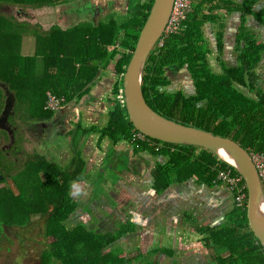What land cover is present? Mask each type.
<instances>
[{"label": "trees", "instance_id": "1", "mask_svg": "<svg viewBox=\"0 0 264 264\" xmlns=\"http://www.w3.org/2000/svg\"><path fill=\"white\" fill-rule=\"evenodd\" d=\"M55 1L0 0V15L9 11L11 5L40 8L54 6ZM152 1L145 0L142 3L137 0L134 9H130L132 0H129L125 14L106 15L98 21H84L62 31L59 27H53L49 37L43 38L36 31L29 30L28 33L34 36L37 44L35 55L30 56L19 53L18 34L14 31L7 33L11 27L23 28L24 23H12L5 16L0 17V79L11 92L16 104L28 102L26 119L42 120L49 117L51 113L42 109L46 90H52L56 96H63L66 101H79L88 93L98 71L110 62L114 63L113 72L118 76L112 93L117 95L121 89L124 68ZM256 2L257 0H242L239 5L234 0H190L189 10L179 31L162 38L161 44L156 45L148 56L141 90L146 104L163 117L227 137L249 153L264 154V92L256 85L258 77L254 71L263 45L257 43L244 26L247 16H252L255 21L264 25V5L260 10L254 11L252 6ZM77 9L84 10L82 7ZM233 12L241 13L236 39L239 51L237 64L233 68H225L220 62L222 72L214 73L207 60L211 49L203 35V28L208 25L214 30L216 27V51L220 53L223 21ZM8 39L12 40V47L9 46ZM182 67L189 73V84L193 88V94L188 98L180 91L171 93L161 88L168 84L169 74ZM47 70L54 71L46 73ZM111 103L106 127L101 132L111 141L128 140L135 130L127 119L124 106L116 99ZM93 129H83L78 123L75 126L78 136H86ZM147 140L153 145L136 146L140 149L148 147L153 154L167 160L156 163L153 170V186L156 191L173 183L185 182L191 177L204 182L208 188L225 189L229 185L217 180L219 171H229L230 177L240 176L205 149L167 144L148 137ZM156 145L160 147L157 149ZM4 159L5 155L0 150V182L9 176L7 170L10 164ZM36 163L40 164L39 167L31 168ZM75 163L74 169L63 171L57 169V165L46 162L43 156L35 155V159L27 160L25 165L30 166L23 181L28 188L19 185L17 178L13 180L10 177V186L16 187L18 191L14 193L10 186L0 189V241L12 233L18 245V254L11 263L16 264L27 256L31 247L27 240L31 238L36 242L32 236L28 237L27 232L34 226L30 216L37 212L41 236L45 241L43 245L42 242L37 243L41 247L35 254L34 264H156L153 257L161 251L166 253L162 247L145 252L137 248L131 252L136 253L132 259L119 256L123 252L121 247H111L126 234L134 232L133 222L120 223L117 226L120 227L119 230L116 228L102 233L92 225L95 222L83 218L88 213V205L78 207V201L68 195L71 184L81 182L85 177L83 161L78 157ZM42 168L46 178L44 183L36 177L38 170ZM50 169L52 173L48 171ZM94 188L88 201L94 198L97 189L107 193L103 186ZM242 192L245 194L246 190L243 189ZM236 194L237 191H234L233 196ZM246 195L247 193L242 206L232 202L220 224L199 226L197 232L204 236L202 242L207 250L205 254L209 264H264V250L247 226ZM77 208L80 210L77 211ZM122 224L125 226L122 227ZM128 226L132 228L130 232H126Z\"/></svg>", "mask_w": 264, "mask_h": 264}, {"label": "crops", "instance_id": "2", "mask_svg": "<svg viewBox=\"0 0 264 264\" xmlns=\"http://www.w3.org/2000/svg\"><path fill=\"white\" fill-rule=\"evenodd\" d=\"M258 1L259 0H257V2ZM260 1L264 3V0ZM252 9L256 11L253 6ZM240 15H237L239 23L236 24V28L234 30L228 28L227 25L224 26L221 38L220 54L223 55L222 62H226L227 60H229L228 62L232 63L233 67L237 64V55L239 51L237 49V44L235 43V54L232 58L231 50L234 46V43L229 42L228 40L231 32H233V40L234 42H236V39L238 37L237 34L240 28ZM248 17L251 18V26H245L247 20L244 26L253 36V31L256 27L254 24H258L257 26L262 29V39H257L256 37L253 38H255L257 43L262 44L264 47V25H261L260 22L255 21L252 16H247V19ZM233 20H235V17L233 18ZM208 30H210L209 36H211V33L213 34V40L211 41L210 39L211 47H213L212 43L215 42L216 37V35H214L215 30ZM27 35L28 38H26V40H24V36L20 40L21 49L19 50V53L22 56L32 55L31 52H26L24 48L27 44L26 42H28L30 38H33L30 33H28ZM31 40L35 43L34 38ZM262 55L264 58V49L256 66L254 67V71L256 70V67ZM207 57H209V55ZM216 59L217 57H215V60ZM99 71L97 75L99 74ZM113 74L115 75V81L118 80V76L114 72ZM97 75L94 78L95 81L93 82V85H90V87L88 88V93L84 94L77 102L74 101V99L68 100L69 102L67 104V107H69V109L65 111V114L67 115L65 116L64 113L62 114V119L65 118L63 120L64 125H66V123L70 124V122H68L70 120L69 115L70 113H73L75 114L77 123L81 125L83 129H94L90 133L88 132L86 136L80 135L78 140L79 145H77L76 147H74L72 142H70L69 140H65V143L61 145L64 149V152L63 154H61L62 157H60H64L63 160H65H62L60 163L61 165L58 166L61 169L66 166H68L69 170L74 169L76 166L75 161L78 160L79 157V159L83 161V173L84 175H87V177L85 176L84 180L81 181L85 186L84 188L89 189L91 193L94 186H96L99 182L100 187L104 186L105 188L107 187L109 189L110 186H112V189L107 191L104 188V190L108 192V196L111 202L100 200L91 205L90 201L85 203L89 207L88 213L86 214L87 220L91 221L92 218L96 219V216L93 213L96 210L97 213H99V211H102L99 216L102 218L104 225L114 220L112 222L113 226H111L110 231H113L115 229L116 224L124 223L126 221L133 222L136 228L133 233H136L138 239L142 237L144 241L146 239L148 241H151L149 249L140 247V250L143 251L144 249L145 251H147L156 247H162L166 251V253H171L170 256L163 251L156 254L153 257V260L156 261V264H172L173 261H176V264H207V261H205L203 257H201V255L203 254H201L202 251H200V253L197 252L195 254V257L191 258L192 260H186V258L188 257L184 256L183 253L187 250L190 251L192 246L203 243L202 238L204 236L200 235L197 230L199 228V224L205 226V224L203 223L208 219H205L206 213H209V217L211 220L208 222L212 223L213 220L218 221L216 223H212L214 225L206 226H216L220 224V222H222L224 214L228 212L226 210L230 209L228 207L230 199H228L227 196L229 195V193L225 190V195L223 193L224 191H222L221 189L217 191H209L208 189H218L219 187L208 188L204 182L198 181L196 177H191L185 182L173 183L166 188L156 191L153 186V170L156 167V163L165 162L167 160L157 154H153L148 147L140 149L138 146L134 145L130 141V139H121L118 142H115L111 141L106 135L101 132V129L106 127L107 119L104 123H101L102 120H104L103 113L100 111L101 104L98 105V107L94 106V104H96L98 100V96L94 95V93L97 94L95 90L93 91L94 93L91 90L94 86L98 87V90L101 91L108 84L105 83L103 85L104 87L101 84H99V86H95L98 81L97 78H99L101 74L98 76ZM257 77L259 80L260 76ZM261 79L264 82V79L262 77ZM115 81L111 83V93H113V86L114 83H116ZM47 91H45V93ZM11 97L12 99H14L12 95ZM65 102L67 101L65 100ZM94 108H97V110ZM32 121L35 122V120ZM75 133V128L71 130H63L62 133L55 135V140H58V136H65L66 138L68 134L70 135ZM61 146H59V148ZM69 147L70 149L72 147V152L70 151ZM45 161L48 162L46 159ZM95 171H97L98 175H100V179L97 178L96 185L92 184L91 179L89 178L90 175H95ZM104 175L111 182L107 179L106 183L104 182L105 179L100 181L101 177ZM87 180L90 183H87ZM78 183L80 182H77V184ZM123 198L129 201H137L139 204L138 208L137 210H134L132 212L126 210L124 211L123 215L120 214V216L116 217L115 215H112V213L115 212L117 215L122 212L124 207L118 206L117 202L122 201ZM223 199L225 206L221 205ZM112 202H114V204L116 205L112 204ZM111 205L113 206L111 207ZM143 218L147 221L145 222ZM108 220H110V222H108ZM141 221L145 222V225L143 227H141ZM102 225L98 228H101ZM108 225H111V223ZM107 231L109 230L104 231V233ZM194 248H196V246ZM197 248L201 250L202 246L200 245ZM195 251H190V256L191 254H194ZM185 260L188 262L185 263Z\"/></svg>", "mask_w": 264, "mask_h": 264}, {"label": "rangeland", "instance_id": "3", "mask_svg": "<svg viewBox=\"0 0 264 264\" xmlns=\"http://www.w3.org/2000/svg\"><path fill=\"white\" fill-rule=\"evenodd\" d=\"M62 1L63 0H61V1L56 0L55 1L56 4L54 6H44V7H40V8H31V7H22V6H18V5H11L10 9H8L9 11L3 13L2 16L3 17L5 16L7 19L11 20L12 23L13 22L14 23H24L25 26L23 28L11 27V29L8 30L10 32H7V33H13V31L16 32L18 34V36L20 37V40L22 39L23 36H24V40H26V38H28L27 34H28L29 30L36 31L37 34L43 38L49 37V35L53 32L52 31L53 27H59V29L62 31V30L71 29L74 26H76L78 23H81L84 21H94V22L98 21L101 17L103 18V16L106 13H108V11H106V8L103 10L101 9V6H103V5H106L107 10H110L111 13H117V14L122 13V14H124V8H125V3H126V0H68V2H62ZM88 1L91 2L93 7L97 8L95 15H93L92 10L90 11L89 7L86 6L87 5L86 3ZM141 1H142V3L145 2V0H141ZM236 1L235 2L238 3L239 5L241 4V0H236ZM136 3H137V0H132V2L130 4V9H134ZM263 4L264 3L259 0L258 2H256V4L253 5V7L257 11V10H259V8H261V6H263ZM80 7H82L84 9L83 10L84 12L77 9ZM23 13H24V15H23ZM122 14H120V15H122ZM237 15H240V12L230 13L229 16H227L226 19L223 21L224 26L227 25L228 28L234 30L236 28V24L239 23ZM2 16L0 15V17H2ZM232 17L233 18L235 17V20H233ZM115 19L118 20V18H115ZM250 20H251V18L248 17L245 26L246 25L251 26ZM254 25L256 27L254 28L253 36L256 37L257 39H259V38L262 39V37H261L262 29L259 28V26H257L258 24H254ZM208 29H210L208 27V25H206L203 28V35H204V37L205 36L207 37V38L206 37L205 38L207 39L208 45L210 46V49L212 51V54L209 55V57H207V60H208V63L210 65V68L215 73H218L220 71V67L218 65H219L220 61L223 60V55L220 53H219V55L215 53V52H217L215 50V42L212 43L213 47H211L210 39H211V41L213 40V34L211 33V36H209L210 30H208ZM214 30H215L214 33H218V30L216 29V27ZM225 33H226V31H225ZM226 35H227V33H226ZM32 37L34 38L33 35H32ZM33 38H30V40L28 42H26L27 44L25 43L26 45L24 48H25L26 52H31V53L33 52L32 54L35 55L34 48H35V45H37V44H36V42L34 43L31 40ZM233 39H234L233 32H231V35H230L228 41L234 43V46L231 50L232 58L234 57V54H235L234 49H235V45H236L235 44L236 42H234ZM24 40H23V42H24ZM7 41L9 43V46L12 47V45H11L12 40L8 39ZM263 49H264V47L262 48V51H263ZM43 52H45V50H43ZM36 56L42 57L41 55H36ZM215 57H217L216 60H215ZM228 61L229 60H227L226 62H224V61L223 62H224V64H226V66L229 67L230 64H232V63H230ZM106 67L104 69L102 68L99 71L98 75L101 74V76L99 78H97L98 81H97L95 86H99V84H101L103 86L105 83H107L108 85L105 87L103 86L104 89L101 91L98 90V87H94V86L92 87V90H91L92 92L95 90L97 92V94H95L94 92L93 93H94V95L98 96L97 97L98 100H97L96 104H94V106L98 107V105L101 104L100 111L103 113V116H104V120H102L101 123H104L106 121V119L108 120V117H107L108 113L107 112L111 109L110 108L112 106L111 102L114 101V99H116V95H113L111 93V87H112L111 83L115 81V75L113 74V63H110ZM53 71L54 70H47L46 73H53ZM255 72H256L255 73L256 76H260L256 85L259 89H261L264 92V82L261 79V77L264 79V58H263V55L261 56V59H260L258 65L256 67ZM34 78L37 79L38 76H34ZM1 79H0V109H1V106L3 103V98H5L4 91L7 89L6 86L3 84ZM180 79L181 78H178L175 81L170 82L167 89L168 90H172V89L175 90L176 88L180 87V85H182L181 83H183L182 79L181 80ZM190 83H191V81H190ZM187 86L190 89H187L188 91L185 89L186 95H189V94L192 95L193 94V88L190 87L189 83ZM7 94L10 95V97L12 95L11 92L8 91V89H7ZM59 97H61V96H59ZM27 103L25 101H23V102H19L17 104L16 103L14 104V99L12 102V108L15 109V113H14L12 119L14 121V124L17 126V130L15 132L16 137L21 136V137H24V139L22 140V142L18 143V147H20L18 155L10 152L9 159L12 160V162L14 161L13 167L16 169L13 172L14 174L9 173V176L5 180H1L2 182H0V189H6V187L12 185L11 179L15 180V178H17L19 180V183H18L19 185H22V186L28 188V186H26V184H23V181H24L23 176L28 175V173L30 171V166L28 165L29 167L26 166V167H24V169L21 168L22 166L26 165L27 160H33V159H35V155L40 156L42 154V156L48 162H50V163L52 162V164L55 163V165L60 166L61 165L60 163L64 158V157L60 158V157H62L61 154H63V152H64V149L61 145H63L65 143V140L67 139L70 142H72L74 147L79 145V143H78L79 136L77 133L70 134V135L68 134L66 136V138H65V136L64 137L63 136H58V137L56 136L58 138V140L56 141L55 137L54 138H42L43 137L42 133H40V130L37 127H33L30 129V131H28V130L26 131V129L22 125L27 124V123L25 122L22 124L20 121H26L27 120L26 115L28 114L27 111L29 108V105H27ZM94 109L97 110V108H94ZM69 116H70L69 117L70 120L68 122H70V124L66 123L65 130H71V129L75 128L74 126L77 125V119L75 117V114L70 113ZM27 122H31V121H27ZM20 124H22V125H20ZM7 144H8L7 138H5V136H3L2 133H0V148H1V146H5ZM59 146H61V147L59 148ZM69 149H70V147H69ZM70 151L72 152V147H71ZM59 153H60V155H59ZM39 165H40L39 163H36V165H31V168L34 166L39 167ZM57 166H56V168L59 170L65 171L68 169V166H66L62 169L57 167ZM22 169H23V172H22ZM43 170L44 169L38 170L39 172L36 174V177L39 179V181H41V183H44L45 173ZM48 171L52 173V169H50ZM21 172H22L23 176L21 174H17V173H21ZM85 176L87 177L86 174H85ZM10 177H11V179H10ZM89 178L91 179V183L96 185L97 178L100 179V175H98V172L95 171V175L94 174L90 175ZM103 179H105L104 182L106 183L107 177L105 175L101 177L100 181H102ZM107 180L110 181L109 179H107ZM88 183H90V182H88ZM99 183L96 186H99ZM10 187H12V191L14 193L16 192V190L18 191V189L16 187H15L16 190L13 186H10ZM84 187L85 186L82 182H80L78 184L72 183L70 186V189L68 191V195L70 197H73L74 201H76V200L78 201V207H81L82 205L87 203L88 198L90 199V196L92 195L91 194L89 196V194H90L89 189H86ZM110 189H112V186H110L109 189L107 187L105 188L106 191L110 190ZM219 189L224 191L223 193L226 195L225 189L223 187H219L218 189L212 188V189H208V190L209 191H215V190L217 191ZM93 191H94V188H93ZM102 191H103L102 189H97L94 192V199L92 198V200L90 201V205L94 204L100 200H103L106 202H111L109 196L108 195L106 196V194L108 192L103 193ZM14 195H17V194H14ZM227 196H228V199H230V203L228 204L229 205L228 207L230 208L231 207V205H230L231 204V195L229 194ZM122 201L117 202L118 206L124 207L122 212L117 214V215L114 212V213H112V215H115L116 217H118V216H120V214L123 215L124 211H126V210L129 212L137 210L138 205H139L137 201H135V200L129 201L125 198H123ZM112 204H114V202H112ZM114 205H116V204H114ZM221 205H224V199L221 202ZM112 206L113 205H111V207ZM90 208H91V206H90ZM79 210H80V208H77V211H79ZM226 211H228V210H226ZM92 212H93V210H92ZM93 213L96 216V219L92 218L91 222H96V223L92 224V225H94L96 227H100L104 223L102 218L99 216L100 213H102V211H99V213H97L95 210V212H93ZM83 218H86V217H83ZM30 219H31V221L34 222V224H33L34 226L30 227L31 231L29 229V232H27V235H28V237L32 236V238H35L36 242L34 243L31 238H30V240H27L28 245L31 246L29 253L27 254L26 257H22L20 259V261L16 264H34L35 254L39 250V248L41 247V245L39 247L37 245V243L42 242V245H43V242L45 241V239L41 236L42 229L40 228L41 223L39 222L40 221L39 213H37V212L34 213L33 215L30 216ZM205 219H207L206 222H204V223L202 222L203 224H205V226L206 225H214L212 223L218 222L217 220H213L212 223L208 222V221H211L210 217H209V213H206ZM143 220L145 222L147 221L144 218H143ZM113 221L110 222V220H108V222H110L111 225H108L110 223H108L106 225L103 224L101 228H98V232L100 231V232L104 233V231L110 230L111 226H113V224H112ZM35 222H36V225H35ZM145 222L141 221V223H140L141 227H143L145 225ZM117 226H118V224H116L115 229L117 228ZM124 226H125V224H122V227H124ZM198 226H202V225L199 224ZM132 228H133V230H136L135 226H133ZM132 228H130V226H128L126 228V232H130L132 230ZM117 229L119 230L120 227H118ZM11 234H9L7 236L8 238L2 239L0 241V264H7V263L13 264L11 262H12V260L14 261V257L18 254V245H17L15 239L12 237ZM49 240H51V239H48V241ZM121 240H123V241H121ZM143 243L145 244V246ZM150 243H151V241H148L147 239L144 241L142 237H140V239H138L136 233H133V234L129 233L128 236L126 234V239L124 236L123 239L121 238L118 242L113 243V245L111 247H116V246L121 247L124 254H123V252H121L119 254V256L123 257V258L132 259L133 257L136 256V253H131V252H133L135 249L140 248V247H142L144 249H149ZM153 245H155V244H153ZM200 245L202 246L201 250L199 248H197ZM195 246H196V248H194ZM144 249H143V251L145 252ZM195 249H196V251H195ZM190 251L191 252L195 251V252H194V254H191V256H190ZM190 251L187 250L183 253L184 256L188 257V258H186V260H189V259L195 257V254L197 252L200 253V251H202L201 254L203 253L201 255V257H203V259L205 261L208 260V256L205 254L207 252H206V249L204 248L203 243L192 246ZM129 253H131V254H129ZM168 255H170V254H168ZM204 255H205V257H204ZM186 260H185V263L188 262ZM173 263L176 264V261H173ZM186 264H189V263H186ZM207 264H209V263L207 262Z\"/></svg>", "mask_w": 264, "mask_h": 264}, {"label": "water", "instance_id": "4", "mask_svg": "<svg viewBox=\"0 0 264 264\" xmlns=\"http://www.w3.org/2000/svg\"><path fill=\"white\" fill-rule=\"evenodd\" d=\"M173 1H152L146 20L124 68L121 90L127 119L135 131L150 139L167 144L205 149L233 168L242 178L246 188L245 217L247 226L264 250V188L249 152L227 137L214 135L163 117L146 104L142 95L141 84L145 64L164 32ZM187 78L190 80L189 75L186 76ZM4 119L6 120V116Z\"/></svg>", "mask_w": 264, "mask_h": 264}, {"label": "flooded vegetation", "instance_id": "5", "mask_svg": "<svg viewBox=\"0 0 264 264\" xmlns=\"http://www.w3.org/2000/svg\"><path fill=\"white\" fill-rule=\"evenodd\" d=\"M241 2H242V0H241ZM86 4L89 6L90 11L92 10V14L95 15L96 11H97V8L93 7L91 2H89V1ZM127 5H128V0H126V3H125L124 14L126 13ZM105 8H106V11H108V13H106L104 16H106L108 14L109 15H111V14H116V15L122 14V13H120V14L111 13L110 10H107L106 5L101 6L102 10L105 9ZM260 9L261 8H259V10ZM217 54L219 55V53H217ZM220 62H222V61H220ZM222 64L224 65L225 68H233V64H230L229 67L225 66V64L223 62H222ZM218 66L220 67V64ZM212 72H214V71L212 70ZM221 72H222V68L220 67V71L218 73H221ZM187 75H189V73L187 72L186 68L182 67V68L178 69L177 71H175L173 74H169V77L167 79L168 80V84L162 86L161 88L165 89L166 91L171 92V93H177L178 91H180L185 98H188L191 94L186 95V93H185V89L186 90L190 89L187 86L189 81H190L189 78L186 79ZM178 78L182 79V82H183V83H181L182 85H180V87L176 88L175 90H173V89L172 90H168L167 87H168L169 83L175 81ZM4 95H5V98H3V103H2V106H1V109H0V127H1L0 128V133H2V135L5 136V138H7L8 144L5 145V146H1L0 150L3 151V153H5L4 154L5 155V159L4 160L5 161L7 160L8 163L10 164V167L7 170V175H9V173L12 174L15 171V169H16V168L13 167L14 161L12 162V160L9 159L10 152H12L13 154H17V155L19 154L20 147H18V143L22 142L24 137H21V136L16 137V133L15 132L17 130V126L14 124V121L12 119L13 115L15 113L14 108H12V98L10 97V95L7 94V89L4 91ZM5 100H6V106H5ZM68 102L69 101L65 102V99H64V102L58 107L57 110H55L53 112H50L51 114L49 115L48 118H44V119L42 118V120H35V122L30 120V119H27L26 121H20L22 124L25 123V122L27 124H23V125L20 124V125H22L26 129V131L27 130L30 131L31 128L37 127L40 130V133H42L43 138H46V137L47 138H54L56 134L62 133L63 130H65V128H64L65 125H64V122H63V120L65 118L62 119V114L63 113L65 114L66 113L65 111L67 109H69V107H67ZM45 112H49V111H45ZM66 115L67 114H65V116ZM5 116H6V120L4 119ZM27 121H31V122H27ZM40 156H42V155H40ZM48 163H50V162H48ZM24 167H26V166L24 165L21 168L24 169ZM23 169H22V172H23ZM22 172L21 173H17V174H21L22 175ZM24 177L25 176H23V178ZM45 180H46V178L44 176V181ZM15 190H16V188H15ZM206 252H207V250H206Z\"/></svg>", "mask_w": 264, "mask_h": 264}, {"label": "built area", "instance_id": "6", "mask_svg": "<svg viewBox=\"0 0 264 264\" xmlns=\"http://www.w3.org/2000/svg\"><path fill=\"white\" fill-rule=\"evenodd\" d=\"M190 0H174L172 9L166 23L164 32L158 41L157 45H160L162 42V38L168 36L169 34H175L179 31L181 22L185 19L186 12L189 10ZM116 100L121 106H124L122 90L118 91L116 95ZM64 102L63 97L56 96L50 91L45 93V101L43 105L44 111L53 112L58 109V107ZM130 141L134 145L138 144H146L147 146L153 145L147 137L143 134L134 131L130 136ZM157 149L160 147L156 145ZM250 158L253 162V165L257 171L258 177L264 188V154L258 153H249ZM229 171L223 172L219 171L217 175V180L224 181L226 185H229L225 190L233 197L232 202H234L237 206H242L243 199H245V194L242 192L243 189L246 190L244 183L242 182V178L238 177H230L228 176ZM242 183V184H241ZM242 185V186H241ZM234 191H237L236 196H233ZM247 196V195H246ZM247 199V197H246ZM246 203V201H245Z\"/></svg>", "mask_w": 264, "mask_h": 264}]
</instances>
